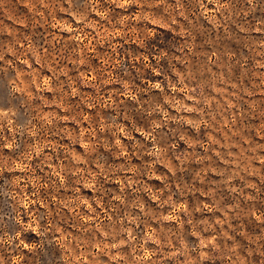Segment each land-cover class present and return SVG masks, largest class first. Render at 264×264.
Wrapping results in <instances>:
<instances>
[{"label":"rangeland","instance_id":"374dc122","mask_svg":"<svg viewBox=\"0 0 264 264\" xmlns=\"http://www.w3.org/2000/svg\"><path fill=\"white\" fill-rule=\"evenodd\" d=\"M0 264H264V0H0Z\"/></svg>","mask_w":264,"mask_h":264}]
</instances>
